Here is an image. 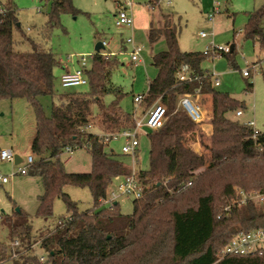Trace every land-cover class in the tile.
Instances as JSON below:
<instances>
[{
	"label": "trees",
	"instance_id": "obj_1",
	"mask_svg": "<svg viewBox=\"0 0 264 264\" xmlns=\"http://www.w3.org/2000/svg\"><path fill=\"white\" fill-rule=\"evenodd\" d=\"M40 1L50 4L41 27L43 38L54 28H63L62 15L80 13L72 0ZM263 18L264 2L247 13L244 28V37L261 48ZM19 29L14 7L4 6L0 13V99L25 98L34 109L36 130L31 151L39 158L27 174L38 177L43 188L35 216H52L54 197L64 201L69 216L36 238L26 212L0 217L9 233V240L0 242V264H264V256L258 254L219 257L235 233L264 226V204L252 200L240 206L232 204L238 188L264 194V131L252 138L251 126L228 117L244 104L211 86L210 73L201 66L210 54L181 50L179 31L168 20L161 28L148 29L149 45L163 41L166 48L151 57L156 74L141 104L147 109L161 103L167 118L160 129L148 132L149 164L136 171L143 193L133 199L131 214H122L117 202L111 207L100 202L114 178L131 173L124 161L104 149L109 134L133 127L131 114L119 105L124 93L110 79L118 64L116 55L93 52L84 70L87 89L62 93L46 115L38 97L53 94V70L59 61L50 49L21 31L30 50H15L13 32ZM233 50L219 54L232 64ZM183 66L197 79L179 81L177 72ZM105 95L113 96L108 104L102 102ZM183 95L211 98V134L207 143L199 141L200 151L187 145L197 123L177 108ZM92 104L98 107L101 133L88 129ZM65 148L86 149L90 171H66L60 159ZM188 180V187L175 192L177 185ZM66 185L87 187L92 208L80 210L64 192ZM227 205L230 208L224 210ZM35 243L43 250L42 261L33 252Z\"/></svg>",
	"mask_w": 264,
	"mask_h": 264
},
{
	"label": "rangeland",
	"instance_id": "obj_2",
	"mask_svg": "<svg viewBox=\"0 0 264 264\" xmlns=\"http://www.w3.org/2000/svg\"><path fill=\"white\" fill-rule=\"evenodd\" d=\"M73 5L79 9L77 16L64 14L61 16L63 28H54L46 38L42 37L41 27L47 19L50 10L48 2L40 0H0L3 6L12 5L16 11L20 29L14 30L13 47L20 52L30 50V42L20 37V31L32 41L40 44L45 49H50L58 58L59 64L54 68L55 75L54 92L52 95H42L38 100L46 115H49L52 104L60 101L62 93L86 90L87 85L75 87H62L60 75L64 66L69 71L75 68L76 60L84 55L95 52L97 42L108 43L107 49L101 52L114 51L118 64L111 71V82L119 86L124 93L119 100L123 111L131 114L134 119L141 118L145 112L142 104L133 102V96L147 91V83L154 78L156 69L151 64V54L165 50V43L159 41L155 45H149L145 31L149 27L151 18L159 14V10H166L174 15V24L178 29V45L183 51H202L212 42L215 46L234 45L232 64L227 57L221 54L207 57L201 64L202 68L210 73L218 75L219 85L215 89L219 92H227L244 104L242 114L229 113L228 117L240 123L252 121L254 128L264 131V68L254 72L249 77L242 75V70L252 62H261L264 58V48L257 42L244 37V28L247 13L258 8L264 0H215L220 3V11L211 21L208 13L213 0H158V6L149 5L148 0H131L129 11L133 20L134 39L143 46V64H130L126 52L117 53L122 40L129 37L130 32H121L114 24L118 11L116 0H72ZM178 17V18H177ZM178 19V20H177ZM264 27V18L262 20ZM64 29V30H63ZM203 31L207 37H198V32ZM129 49V47H128ZM88 59L87 65L90 64ZM251 84V86H250ZM191 101L198 105L203 119L197 123L193 138L187 141V145L195 151H200L199 141H209L211 134V98L209 95L190 97ZM113 99L112 95L102 98L104 104ZM143 111V113H142ZM98 107L92 104L90 107V124L92 132L98 130ZM35 114L33 107L25 98L0 99V149H10L21 158L20 164L28 155L33 161L39 156L31 151V142L35 135ZM138 146L135 157L120 152L124 140L122 138L106 140L104 147L113 158L124 161L132 170H145L149 164L150 142L148 130L138 129ZM202 136H201V134ZM60 159L68 172H89L91 168L90 157L86 149L78 148L71 152L63 151ZM18 163L12 160L0 162V173L10 175L16 169ZM121 179L116 177L107 186L106 192L115 189ZM43 192L40 179L26 174H12L5 184H0V217L21 210L30 215L35 238L40 233L51 231L57 224H62L68 218L64 201L61 198L52 199V216L47 218L35 216L38 206V196ZM64 192L69 195L80 210L92 208V197L87 187L66 185ZM133 198L129 195H119L117 203L122 214H131ZM106 207V205H103ZM18 209V210H17ZM9 233L0 222V242H7ZM33 252L43 255V250L37 243L33 245ZM2 264H10L5 262Z\"/></svg>",
	"mask_w": 264,
	"mask_h": 264
},
{
	"label": "built area",
	"instance_id": "obj_3",
	"mask_svg": "<svg viewBox=\"0 0 264 264\" xmlns=\"http://www.w3.org/2000/svg\"><path fill=\"white\" fill-rule=\"evenodd\" d=\"M118 4V11L115 17L114 24L118 28L127 27L132 29L133 20L130 11L128 10L132 4L131 0H116ZM220 3L213 0L211 9L208 13V19L213 20L215 15L219 13ZM4 11V6L0 4V13ZM198 37L205 38L207 35L203 31L198 32ZM124 42L129 47L127 54L129 56V60L133 64H143L141 53L143 51V46L137 43L132 34L127 37ZM102 49L108 46V43L105 41H101ZM230 47L225 46H215L212 42H209L202 52L204 54H210L211 56H215L221 52H229ZM106 56H112L114 53L112 52H101ZM93 53L88 54V58L84 55H81L76 60V66L72 71L65 70L60 75V83L62 87H75L80 85H86L87 79L84 75V70L87 67L88 59L92 58ZM264 68V58L261 62H252L247 69L242 70V75L244 77H249L254 72L262 70ZM210 73V72H209ZM218 75L214 73H210V83L212 87L218 86L219 79ZM177 79L179 81H192L196 80L197 76L191 73V70L187 66L181 67L177 72ZM149 80L147 83L148 89ZM147 91L145 93L137 94L133 96V102L140 105L143 99L146 97ZM177 108L184 113L194 122H199L203 119V115L198 105L194 104L191 101L190 95H183L178 99ZM143 113V111H142ZM236 115H241L242 111L238 110L235 112ZM167 118L165 107L156 102L152 104L149 108H147L142 114L141 118H135L133 114V127L121 129L117 132H113L108 135L109 138L117 139L122 138L124 142L120 147V152L123 154H130L131 156L135 155V151L138 146V129L145 128L148 131H154L160 129ZM247 125L252 127V138H255L258 134V130L254 128V123L252 121L246 122ZM108 139V138H107ZM64 151L71 152L70 148H65ZM16 154L10 149H0V162L5 160H12L15 162ZM135 157V156H134ZM21 161V158H20ZM33 158L31 155H28L25 160H23L20 164L18 162L15 170L12 171L10 175H4L0 173V184H5L8 182L9 177L12 174H26L28 171V167L33 163ZM121 180L115 186V189L106 192L104 197L101 198L100 202L103 205L111 207L114 203L117 202V198L119 195H129L133 199L140 198L143 193V187L137 178V172L131 169V173L129 175H124L119 177ZM191 184V181H185L180 183L175 187V192H181L186 187ZM256 201L258 204H264V194L258 191H245L241 188L236 189L235 198L232 201V204L240 206L245 204L248 201ZM230 205L224 207V210H228ZM17 241L13 242V245H16ZM248 254H258L260 256H264V226L251 228L247 231H239L235 233L228 242L221 248L219 252V257L230 256V255H248ZM39 259L42 261L44 256L40 255Z\"/></svg>",
	"mask_w": 264,
	"mask_h": 264
},
{
	"label": "crops",
	"instance_id": "obj_4",
	"mask_svg": "<svg viewBox=\"0 0 264 264\" xmlns=\"http://www.w3.org/2000/svg\"><path fill=\"white\" fill-rule=\"evenodd\" d=\"M147 3L149 4V5H156V6H158V0H148L147 1ZM178 18V17H177ZM174 15L171 13V12H169V11H166V10H164V11H162L161 9L159 10V14L155 17V18H151V22H150V25H149V27L146 29V31H145V36H146V33H147V31H148V29L149 28H161V27H163V25H164V22L166 21V20H168L169 22H171V23H173L174 24ZM178 20V19H177ZM115 21V20H114ZM118 28V27H117ZM120 29V31L121 32H124V31H128V32H130V34H132L133 35V37H134V27H132V29H130V28H127V27H122V28H119ZM158 43V42H157ZM157 43H155V44H157ZM154 44V45H155ZM108 48V46L106 47V48H104V49H107ZM165 48H166V46H165ZM234 48V45H233V47H232V49ZM102 49V48H101ZM100 49V50H101ZM231 49V50H232ZM99 50V51H100ZM127 51H128V46H127V44L124 42V40H122V42H121V46H120V48L118 49V51H117V53L118 54H120V53H122V52H126L127 53ZM162 51V50H161ZM101 52V51H100ZM108 52V51H107ZM109 52H112V53H114V55H116V53L114 52V51H109ZM141 56H142V54H141ZM151 57H152V54H151ZM142 60H143V58H142ZM130 64H131V62H130ZM143 65L145 66V62H144V60H143ZM75 66H76V63H75ZM65 70H68L67 68H66V66H64V71ZM63 73V72H62ZM61 73V74H62ZM236 114V113H235ZM240 116V115H239ZM258 130V129H257ZM258 131H260V130H258ZM97 133H99V132H97ZM17 155V154H16ZM18 156V155H17ZM19 157V156H18ZM19 162H20V158H19Z\"/></svg>",
	"mask_w": 264,
	"mask_h": 264
},
{
	"label": "water",
	"instance_id": "obj_5",
	"mask_svg": "<svg viewBox=\"0 0 264 264\" xmlns=\"http://www.w3.org/2000/svg\"><path fill=\"white\" fill-rule=\"evenodd\" d=\"M233 45H230V50L232 49ZM102 48L101 42H97L95 44L94 50L95 52H98ZM19 162V157L16 155L15 156V163ZM18 210V209H17Z\"/></svg>",
	"mask_w": 264,
	"mask_h": 264
}]
</instances>
